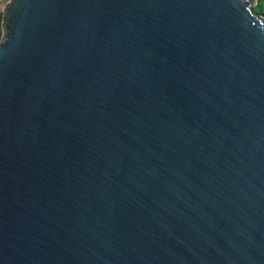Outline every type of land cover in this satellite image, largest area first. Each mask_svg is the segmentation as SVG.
<instances>
[{
    "label": "water",
    "instance_id": "water-1",
    "mask_svg": "<svg viewBox=\"0 0 264 264\" xmlns=\"http://www.w3.org/2000/svg\"><path fill=\"white\" fill-rule=\"evenodd\" d=\"M254 0H7L0 264H264Z\"/></svg>",
    "mask_w": 264,
    "mask_h": 264
},
{
    "label": "rangeland",
    "instance_id": "rangeland-1",
    "mask_svg": "<svg viewBox=\"0 0 264 264\" xmlns=\"http://www.w3.org/2000/svg\"><path fill=\"white\" fill-rule=\"evenodd\" d=\"M7 0H0V23H1V9ZM262 5V10H257V6ZM251 9L254 13L260 15L264 19V0H254ZM0 36H1V25H0Z\"/></svg>",
    "mask_w": 264,
    "mask_h": 264
},
{
    "label": "trees",
    "instance_id": "trees-1",
    "mask_svg": "<svg viewBox=\"0 0 264 264\" xmlns=\"http://www.w3.org/2000/svg\"><path fill=\"white\" fill-rule=\"evenodd\" d=\"M257 10H262V5H258Z\"/></svg>",
    "mask_w": 264,
    "mask_h": 264
}]
</instances>
